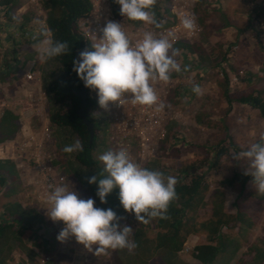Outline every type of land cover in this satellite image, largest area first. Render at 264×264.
Segmentation results:
<instances>
[{"label":"rangeland","instance_id":"rangeland-1","mask_svg":"<svg viewBox=\"0 0 264 264\" xmlns=\"http://www.w3.org/2000/svg\"><path fill=\"white\" fill-rule=\"evenodd\" d=\"M169 9L170 14L173 11H187L189 16L195 17L196 29L189 31L181 24L178 35L191 36L185 39L195 41L206 49L204 64L201 66L195 56H189L190 71L184 74L182 71L180 74L183 77L166 83L155 81L154 88L164 107L158 110L160 120L157 125L142 128L141 121L145 122L146 117L139 118L138 130L142 128L144 146L135 137V120L132 119L130 106L125 103L113 112L99 106L105 120L97 132L94 157L103 167L98 160L99 155L109 149L124 148L144 167L164 168L162 172L165 176H174L176 170L194 167L191 173L202 175L210 192L218 187L221 179L232 173V169L245 173L248 171V162L235 160L232 155L245 150L264 135V118L258 110L234 104L230 114L226 115L228 106L218 86L223 69L231 90L264 91V0H173ZM4 12L0 8V70L5 79L0 83V115L3 109L11 110L18 116L21 128L13 140L0 144V159L14 161L19 174L16 184H10L11 178L7 182V187L15 195L5 197L4 193L8 189H0V217L4 205L14 202H19L30 216L36 217L31 233L25 238L28 245L23 251L13 248L7 264H111L113 250L97 256L98 245L89 250L78 243L74 236L64 242L57 239L65 225L63 221L54 222L48 217L47 198L55 185L64 184L69 189L72 187L60 175L54 143L59 144L62 138L50 128L47 113L50 99L45 96L42 87V71H51L54 64L46 63V59H42L39 54L44 37L33 39L42 25L47 28L44 22L46 12L40 6V0H20V7L11 17L13 21L10 24L13 25L8 24ZM94 14L93 8L89 17L79 21L78 27L82 33H86L88 23L91 26ZM24 16L29 18L25 25L26 32L18 30V24H22ZM224 17L229 23L227 27L222 26ZM170 18L168 15L164 17L165 20ZM174 19L171 27L167 28V35L171 28L178 25L175 16ZM199 20L204 22L205 29L200 27ZM127 27L134 28L131 25ZM138 28L147 32L144 25ZM150 31L154 34L161 32ZM182 54L180 52L179 56ZM5 62L10 66L7 71L3 70L6 68L3 66ZM178 63L183 65L182 69L186 66L182 59ZM193 83L201 86L202 95L197 96L192 92ZM176 86L188 88L184 91V98L189 99H184L177 107H171L166 105L164 98ZM90 95L98 99L97 91L90 89ZM200 112L209 114L213 125L206 127L196 122L195 117ZM222 117L232 138V147L219 165L210 169L206 165L213 158L210 150L221 141L218 125ZM167 128L171 129V136H168ZM62 132L70 144L78 139L68 129H62ZM223 191L225 212L234 215L237 188H224ZM259 198L260 193L256 192L252 182L249 183L239 206L247 215L250 228L234 226L232 223L223 229L236 239L240 249L236 257L227 261L220 259L218 264H264V257L254 259V250L264 251V201ZM119 212L128 222L130 218L127 219V216L131 214L124 208ZM194 214L191 215L198 220L207 218L211 214L210 206ZM6 219L12 218L7 216ZM202 243H207L203 234H192L180 253L168 260L176 264H199L194 258V249ZM54 259L56 262H50Z\"/></svg>","mask_w":264,"mask_h":264},{"label":"trees","instance_id":"trees-1","mask_svg":"<svg viewBox=\"0 0 264 264\" xmlns=\"http://www.w3.org/2000/svg\"><path fill=\"white\" fill-rule=\"evenodd\" d=\"M108 1L114 18L124 20L133 27H138L145 23L143 21L128 20L121 16L120 6L114 0ZM172 2L173 0H157L154 11L162 27L156 28L154 25L148 24L154 31L168 28L173 24L174 16L170 14L169 9ZM40 6L46 12L44 22L50 33V38L68 42L71 49L66 55L46 59L45 62L54 64V68L49 72L42 71L43 91L45 96L50 99V106L47 110L49 125L52 132L56 131L59 134V138H62L59 144L54 143L60 175L68 180V184L70 183V186L80 194V198H92L96 201V207L111 208L121 218L119 220L121 226L128 225L134 230L133 239L137 247L131 252L127 249L113 250L110 256L111 264H176L169 261L168 258L178 255L183 249L187 238L197 233L203 234L207 242L197 245L194 249V258L199 264H218L220 259L227 261L236 257L240 245L232 235L225 233L223 229L229 227L232 223H234V226H248L250 228L249 220L248 218L246 219L247 215L239 204H241L246 187L253 180L250 174L238 172L236 168L232 169V173L219 181L218 187L210 192L209 186L204 182L202 175L197 174L198 172L191 173L194 167L189 170H176L174 176L179 181L176 186L178 198L170 203L166 218H152L147 224L139 223L134 213L127 216V219L130 218L128 222L122 218L119 212L123 208L119 200V188H115L108 195L107 203H101L96 195L98 185L89 184L87 180L95 174L99 175L103 168L96 161L94 152L97 143V132L100 131L105 118L101 114L98 99L90 95V89L88 88L86 95L87 105L84 109V114L86 119L94 125V139L90 143V135L87 128L82 124L80 116L77 115L81 101L76 93L81 90L83 81L73 71L75 54L80 50H90L91 48L88 39L79 30L78 23L92 11V4L89 0H40ZM19 7L20 0H0V8L5 10L4 15L9 25H13L10 24L13 21L11 17L15 15ZM165 15L170 16V20H164ZM28 21V16H24L22 24H18V30H25V25ZM223 21L224 24L222 26L227 27L229 24L228 20L224 17ZM199 25L202 29L206 28V25L201 20H199ZM173 47L183 53L181 56L175 57L177 62L182 59L186 66H189L190 60L188 57L195 56L201 66L204 64V56L207 53L201 44L181 39L177 40ZM222 58L225 59V57ZM187 62L189 63L187 64ZM3 66L6 67L3 69L4 71L10 68L6 62ZM230 71L234 72V70ZM182 74L174 72L170 80L180 79V76H184ZM221 75L222 80L218 83V86L224 102L228 106L226 115L230 114L234 104H238L258 110L261 117L264 118V91L231 90L223 69H221ZM2 81H5V79L2 70H0V83ZM186 89L188 88L181 86L170 89L166 95V103L171 107H177L185 99L184 91ZM195 120L206 127L213 125L210 115L205 112L198 113ZM218 126L221 130V141L218 146L210 150L213 158L206 165L210 169L217 167L221 159L228 153L229 148L232 147V138L224 117L220 119ZM20 128L18 116L9 109H3L0 115V144L13 140L20 132ZM62 129H68L82 142L84 149L82 152L69 154L63 151V148L66 145H70V142L64 136ZM166 132L168 136L172 135L171 129L167 128ZM162 170L164 168L160 169V171ZM10 178L12 180L10 182L11 185L16 184L19 180L18 170L14 161L0 159V189H8L4 193L5 197L16 194L7 187L9 186L7 182ZM234 187L237 188V198L236 212L232 215L225 212L223 189ZM259 200L264 201V195L260 194ZM208 206H210L211 211L209 217L198 220L199 218L196 219L192 216ZM7 216L12 219H6ZM35 221L36 217L30 216L19 202L6 203L4 205L3 215L0 217V264H7L13 248H18L20 251L24 250L28 245L25 243V238L31 233V228ZM254 254V259L264 257V251L261 250H254ZM50 262L56 261L54 259Z\"/></svg>","mask_w":264,"mask_h":264},{"label":"clouds","instance_id":"clouds-1","mask_svg":"<svg viewBox=\"0 0 264 264\" xmlns=\"http://www.w3.org/2000/svg\"><path fill=\"white\" fill-rule=\"evenodd\" d=\"M120 6V15L128 20L143 21L156 28L158 22L154 7L157 0H114ZM45 20V18H44ZM183 27L194 31L197 27L194 16L182 17ZM102 36L94 33L90 41L91 48L80 53L74 61L73 71L85 86L97 91L100 108L109 110L112 103L123 105L130 99L133 105L153 106L159 97L153 82H168L172 74L190 71V66L183 69L175 59L180 50L175 49L168 38L158 37L152 32H144L141 40L133 42L123 24L107 21L100 29ZM43 36L40 43L42 59H51L68 54L71 49L68 42L50 38L45 26L33 39ZM192 92L200 96L203 90L193 83ZM189 99L185 97V100ZM162 109L163 103L159 104ZM83 144L79 139L63 148L65 153L82 152ZM235 160H246L253 177L252 184L256 192L264 195V135L259 142L248 145L245 150L233 153ZM103 168L99 175L88 178L87 182L98 185L96 195L101 203H107V197L115 188H119V200L123 208L134 213L139 223L147 224L152 218H166L170 203L178 198L177 177L165 174L158 169H149L135 161L127 149H109L98 156ZM48 217L54 221H63L65 227L57 239L60 242L70 237L96 255L108 250L127 249L133 251L137 244L133 239L134 230L128 225L121 226L120 217L111 208L96 207L92 198L82 199L73 188L64 184L52 187L47 198Z\"/></svg>","mask_w":264,"mask_h":264},{"label":"built area","instance_id":"built-area-1","mask_svg":"<svg viewBox=\"0 0 264 264\" xmlns=\"http://www.w3.org/2000/svg\"><path fill=\"white\" fill-rule=\"evenodd\" d=\"M89 1L92 4V11H93V8L95 9V14L93 15V21L91 23V26H90V23H88L89 27H88V29L86 31L87 34L82 30L83 31V34L88 39L89 43L94 38V33L97 34L98 37L99 36H102V32L100 31V29H102L106 25V22L109 21V20L123 24L125 31L127 32L129 38L133 42L139 41L143 37L144 31L142 29L138 28V27H140L141 25L146 26L147 32L152 29L146 23H143V24H141L138 27H134V28L132 27L133 29H130L129 27H127L128 25L125 23L124 20H119V19L114 18L108 0H89ZM92 11H91V13H92ZM91 13H89L87 15V17H89ZM172 13L171 14L173 16H175V18L178 20V25L175 26V27H173V28H171L170 34L169 35L166 34L168 32L167 28L162 29V30H159L161 32H159L157 34H154L153 32L152 33L154 35L158 36V37L168 38L170 40V42L172 44H174L177 40H181V39L187 40L185 38L186 37L190 38L191 36H188V35L187 36H179L178 35V34H180L179 27L182 24L181 23L182 17L189 16L188 12L187 11L186 12H183V11H179V12L173 11ZM156 32H158V31H156ZM29 78H30V76H29ZM154 84H155V82H153V86H154ZM166 95H167V93H166ZM158 97H159V95H158ZM164 100H166V97L164 98ZM125 103L128 106H130L131 111L133 113L132 119L135 120L133 126L135 127V130H136L135 137L137 138V140L140 143V145L141 146L142 145L144 146V144L142 143L143 142V139L141 137L142 136V132H143L142 131V128H144V127L149 128V127H151V126H153L155 124L156 125L158 124V122L160 120V116H159L160 113H159L158 110L161 109L159 107V104L161 103V99L159 97L158 103L156 105H153V106H146V105H139V104L133 105L131 103L130 99L126 100L124 102V104ZM165 103H166V101H165ZM123 105H120L118 102L117 103H112L109 106V111L113 112L114 110L120 108ZM166 105L170 106L167 103H166ZM150 108H154V109L152 111L148 112L147 110H150ZM145 111H147V112H145ZM142 117H146V121L143 122V123L141 121L142 128L140 130H138L139 129V126H140V120H139V118H142ZM146 149L148 150V145H146Z\"/></svg>","mask_w":264,"mask_h":264},{"label":"water","instance_id":"water-1","mask_svg":"<svg viewBox=\"0 0 264 264\" xmlns=\"http://www.w3.org/2000/svg\"><path fill=\"white\" fill-rule=\"evenodd\" d=\"M82 51L83 50H80L75 54V61L80 58V53ZM87 89L88 88L85 86V84L83 82L81 90L76 93L80 97V101H81V104L77 110V115L80 116V118L82 120V124L86 126L87 131L90 135L89 141H90V143H92L93 139H94V125L86 119L85 114H84V109L87 105V102H86Z\"/></svg>","mask_w":264,"mask_h":264},{"label":"crops","instance_id":"crops-1","mask_svg":"<svg viewBox=\"0 0 264 264\" xmlns=\"http://www.w3.org/2000/svg\"><path fill=\"white\" fill-rule=\"evenodd\" d=\"M221 180H222V179H221ZM221 180H220V181H221Z\"/></svg>","mask_w":264,"mask_h":264}]
</instances>
